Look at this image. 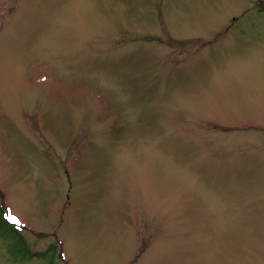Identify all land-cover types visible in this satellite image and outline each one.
<instances>
[{"label":"rangeland","instance_id":"obj_1","mask_svg":"<svg viewBox=\"0 0 264 264\" xmlns=\"http://www.w3.org/2000/svg\"><path fill=\"white\" fill-rule=\"evenodd\" d=\"M0 264H264V0H0Z\"/></svg>","mask_w":264,"mask_h":264},{"label":"trees","instance_id":"obj_2","mask_svg":"<svg viewBox=\"0 0 264 264\" xmlns=\"http://www.w3.org/2000/svg\"><path fill=\"white\" fill-rule=\"evenodd\" d=\"M9 220H6V219H4V218H2V222L4 223V225H6V227H8V231L10 232V234L11 235H13V232H15L14 234H16V238H21L20 237V233L16 230V229H14L12 226L10 227V221L8 222ZM15 236V235H14ZM14 236H13V238H14ZM24 242H22V246L24 247V249L26 248V250H27V247H26V245L25 244H23ZM55 250V249H54ZM53 250V251H54Z\"/></svg>","mask_w":264,"mask_h":264},{"label":"snow or ice","instance_id":"obj_3","mask_svg":"<svg viewBox=\"0 0 264 264\" xmlns=\"http://www.w3.org/2000/svg\"><path fill=\"white\" fill-rule=\"evenodd\" d=\"M12 223H18V221L13 217L12 218V221H11Z\"/></svg>","mask_w":264,"mask_h":264}]
</instances>
